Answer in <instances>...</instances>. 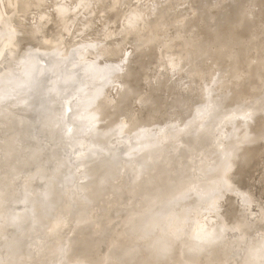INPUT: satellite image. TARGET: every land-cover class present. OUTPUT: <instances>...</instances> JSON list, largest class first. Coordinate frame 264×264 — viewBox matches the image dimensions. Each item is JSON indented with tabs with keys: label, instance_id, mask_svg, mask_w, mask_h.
<instances>
[{
	"label": "bare ground",
	"instance_id": "obj_1",
	"mask_svg": "<svg viewBox=\"0 0 264 264\" xmlns=\"http://www.w3.org/2000/svg\"><path fill=\"white\" fill-rule=\"evenodd\" d=\"M0 1H2L0 3V30L3 31V34L0 33L3 35V38L0 39V58L10 52L14 59L20 56L21 53L19 54V51L15 50V46L16 43L21 46L22 42L27 41L28 35L24 28L26 23L24 21L29 19L26 18L29 15L36 13L35 15L42 19L44 32L53 34V29L49 26L51 23H49V17H45L44 14L46 13V0ZM134 1L136 4H133ZM176 1H178L177 5H175ZM186 1L84 0L82 2L83 7L79 12L80 15L76 19L69 20L68 28L71 31L72 28H75L78 34L91 29L85 37H81V35L76 37V39L80 38V42L88 43L90 46L86 49V53L82 51L75 60L87 63L80 66L82 67L80 69L82 80L78 81L77 84L83 82L84 77L94 74L92 80L102 85L97 90V93L103 92L107 97L102 119L101 117L95 118L92 112L86 111L83 106L77 108L82 100L92 98L95 95L92 92V83L88 86L86 97L72 95L70 91H67L64 93L65 97L61 98L60 93L54 90L51 78L48 82H44L42 73H52V70L61 60H64L65 54H67L65 50L68 42L59 35H62L61 32H57L59 33L58 36L53 39L46 38L48 42H51V48L57 52L58 57L51 59L52 63L46 67L49 69L44 70L43 68L36 75L40 76V78H36V81L42 83L41 86L37 85L40 93L37 96L38 101L34 100L35 107L29 106L27 101L30 99L25 96L18 97V94L12 92L9 94L8 91H6L7 95L0 94L4 102L6 101L4 106L1 104H4L3 101L0 103V143L9 148L4 153H0V178L6 182L2 186L0 184V239L4 240L5 230L7 231L5 225H8L7 222L10 220V218L4 217L5 213L3 215L2 212L5 209L3 207L21 204L23 206L22 211L17 216H10L11 219L14 217L17 219L14 221L16 227L13 226L12 228L22 232L20 240L13 234V239L8 243L12 248V257L17 256L18 251L22 252L34 238L48 236V225L50 223L58 224L63 215L70 219L72 235L63 244L55 247L54 254L48 260V264H199L205 260L228 263L231 261L229 248L234 241L231 239L232 242L228 244L227 231H239L238 237L235 236L234 238L244 240L243 235H241L243 231L248 234L254 228V226L249 225L261 224L258 219H253L252 222L245 219L240 220L237 216L235 219V213V215L231 214L230 223L235 220L232 224L225 223L221 227L218 220L217 226L213 225L206 229L208 228L206 222H209L210 225L214 218L206 215V213H201L199 207L202 204L214 207L217 202L222 204L221 200L224 199V195L220 190L243 187L247 184V180L249 181L252 177H246L244 173L248 172L249 164L257 162L258 156L262 154L255 145L261 141L264 132V94L258 95L259 86L254 82V79L259 78L264 83V79H262L264 58H260L261 63L253 64L251 60H248L249 58L247 59L248 51L252 50L245 47L239 52L236 59L232 60L231 50L229 52L219 48L222 41L220 35L215 32L213 25L217 23L218 29H224L242 24L248 30V32L245 31L248 36L262 31L263 25L259 20L263 15L259 16L258 20H254L255 22H247L244 21L243 15L239 12L240 6L244 5V0H237L229 4L228 1L231 0H217L212 4L210 3L211 0H199L197 3L192 2L194 9H196V13L193 14L196 16L191 18L187 13ZM198 2L200 3L198 4ZM24 3L26 5L21 9ZM123 6L128 8L123 18V31L117 32L118 28L112 31L107 26L102 33L95 27L97 19L94 21V14L97 13L98 16L104 17L109 13L118 11ZM231 6L236 9L239 7L237 10L239 13L235 15L237 17L230 16L234 18L232 19V22L235 21L233 23L226 20L229 12L222 16L218 15L225 8L227 10L229 8L231 11ZM63 7L60 5V8ZM60 8L57 9L60 10ZM108 8H111L112 11L105 12ZM65 12L66 7L60 10L62 15ZM106 18L111 19L110 16ZM182 18L186 19L184 23H182ZM10 29L17 31V33L14 31L16 36L23 35L20 39L18 38V42L12 43L9 40L10 36L14 35L9 32ZM63 31L67 32L68 30ZM191 31H194L197 40L191 39L193 35L191 37L186 35ZM163 33H169V36L161 43L160 36ZM64 35H69V33ZM120 36L121 39L112 40L113 37ZM73 37H75V32ZM11 38L14 39V37ZM87 38L90 39L87 40ZM98 40H101L103 45L104 50L102 51L96 49L95 44ZM79 41L76 42L79 43ZM124 43H127L123 47L127 58L126 64L123 63L122 65L117 60L121 57V46ZM141 44L147 52L145 55L136 53L137 49L133 50L136 45ZM213 48L215 49L213 50ZM90 49H96V51ZM7 57L11 58L10 55ZM99 58H103L101 59L102 62H99ZM28 64L26 61L23 66L27 68ZM74 64L75 62L71 61L70 65ZM8 66L10 69L11 65L9 64L0 67V81L11 78ZM149 66H154V69L152 68L153 70L150 71H153L152 76L145 79L144 75ZM25 68L24 73L26 72ZM164 68L166 69L164 70ZM177 69L183 80L187 81L179 83L182 86H187V89L174 86L164 92L158 88L162 93L160 96H155L159 92L157 89V92L142 89L143 84L141 83L145 80H148L145 82H151L152 79H157L160 74L159 70H163L167 76L172 70ZM221 70H223V76L226 74L227 79L223 76L218 77L217 74ZM202 73H206V75L202 76ZM239 73H243V76ZM230 82L233 84L228 89L225 85ZM110 83L115 84L112 85L113 87H119L116 94L111 93V96L108 93V90L113 92L108 88ZM205 83L217 95L224 90L226 92L224 97L220 96L213 102L214 108L211 114L207 112V107H205L207 100ZM254 87L256 90L249 97L252 102H249L247 97H244L250 88ZM24 89L26 91L27 88ZM13 94L18 98L16 102L19 101L21 105H24L23 101L26 99L25 103L27 102L29 109L26 105L27 112L25 110L22 112L28 113L30 110L34 117L28 120L18 118L19 116L23 117L21 115L16 117L14 114L17 112L15 109L16 102L12 101L14 98H10ZM129 96L134 97L136 104L140 100V107L135 105L138 109L135 108L134 104L129 103L127 100ZM143 96L147 97L145 100L149 105L142 102ZM226 96L227 99H225ZM117 97H121L120 101L123 100V102L119 104V99L114 100ZM70 99H74L72 101L74 104L71 103L72 106L69 110L70 105L67 102ZM7 101L12 102L8 104ZM30 101L32 102L33 98ZM123 103L126 104L125 112L121 110ZM116 106L120 109H114ZM16 107L18 106L16 105ZM135 110H139L140 113ZM170 110H173V113L169 114ZM35 111L36 113H34ZM67 111L70 113H66ZM20 112L21 109L18 110V113ZM63 112L70 120L68 122L66 119L65 122L73 123V130L71 128H68L67 132L62 130L64 124L60 118ZM141 114L147 115V117ZM22 115L24 114L22 113ZM26 115L24 116L28 117V114ZM217 121L223 122L227 126L229 136L218 138L217 134L209 132L212 126L218 123ZM175 122H178L177 127L172 126ZM149 128H153V130L146 131ZM128 131L137 132L134 137H129L127 134L122 136ZM202 133L213 134L215 139L201 138ZM109 134H121L115 138L129 137L131 142L130 144H111L110 146L108 144L110 141L106 140ZM81 139L90 141V149L88 147L77 148L78 145L75 143L80 142ZM175 139H178V143L182 145L175 149L179 158V166L175 167L176 165L170 162L163 165L160 160L153 158L156 149L163 153L166 145ZM199 139L203 142L213 141V145L205 144L204 152L210 158L211 165L202 168L205 181L197 186L191 180V167L187 162L185 146L195 143ZM215 140L225 143L226 148L218 149L214 144ZM104 143H107L109 147L108 151L102 154L98 152L97 148ZM86 148L88 150H85ZM63 152H68V158L64 160L68 161L69 159L68 162L74 168L77 167L80 172L81 168L79 167L86 164L82 173L85 181L81 178V181L85 183H78L80 187L78 184L76 185L75 173L70 178L68 174V179L62 182L58 178L59 175L56 177L58 180L54 178L55 167L62 162L60 155L63 156ZM32 163H35L37 167L31 172L24 173L25 177L30 176L31 183L23 185L21 188L17 175L18 172L24 171L22 169L19 171L18 168H21L22 165L30 166ZM121 163H124L126 167L119 168L118 165L120 166ZM60 165L65 167V165ZM62 170L65 172V168ZM121 171L124 177H122ZM11 175L18 181L14 180V183H11ZM66 175L62 174L63 178ZM124 181L126 186L123 185ZM22 182L23 184L26 183L23 180ZM29 185L32 186V190ZM220 187V194L217 191V195L214 190ZM10 190L13 192L7 194ZM66 190L68 191L66 192ZM242 190L238 189L247 201L257 200L252 188ZM115 193H118L119 198L128 203L130 207L127 211L120 213V219L127 223L123 228V234L116 238L117 241H112L109 228L102 226L101 236L96 239L93 235V226L89 224L91 211L101 197ZM230 203L231 212H236L234 199H231ZM192 216L194 224L191 229H188L186 225L189 220H193ZM43 225V231L42 229L39 230ZM3 230L4 232H2ZM38 230L39 234H37ZM155 230H160L161 237L153 238ZM13 231L12 233H14ZM6 233L8 234V232ZM28 234L30 235L27 236ZM33 235L36 236L33 237ZM176 239L183 243L180 255L176 254L174 247V240ZM190 240L195 242L194 246L188 243ZM135 241L144 242L143 247L134 245ZM244 242L248 246L253 245L255 243L254 236L248 237V240ZM103 244L108 245V247L104 254L100 255L98 250ZM261 246V251L264 252V241ZM48 249V247H44V253H47ZM258 257L259 254L258 256L247 254V262L258 264L260 261Z\"/></svg>",
	"mask_w": 264,
	"mask_h": 264
},
{
	"label": "rangeland",
	"instance_id": "obj_2",
	"mask_svg": "<svg viewBox=\"0 0 264 264\" xmlns=\"http://www.w3.org/2000/svg\"><path fill=\"white\" fill-rule=\"evenodd\" d=\"M47 1H49V2H47ZM83 1L84 0H46V5H45V7H46L45 12L46 13H44V14H45V17H47V16L49 17V23L51 22L49 26L53 29V34H51V32H48V33L44 32V29H42V25H43L42 19L40 17H37V15H35L36 13L26 17L29 19L28 20L26 19L24 21V22H26L24 25V28L26 29L28 38H27V41L25 40L24 42H22L24 44L21 43V46H18L19 43L17 45L16 42H18V38L20 39L23 35L16 36L17 35L16 30H13V29L9 30V32L13 33L14 35H11L9 33V36L10 35L11 36H10V39H9V37H8V39L12 43H16L15 47L17 49L15 48V50L17 52L19 51V54L20 53L21 54L19 57L15 58L16 59L15 60L14 58H12L13 56L11 55V52L9 51L10 53H7L6 55H3L2 58H0V65H1L0 67L6 66L7 64H9V65H11L10 69H12L10 72V69H9L10 66L7 67L9 69V73H11L10 74L11 78L9 80L7 79L8 80L7 85H6L7 80L0 81V83L2 84L0 86V89H1L0 94L1 95L2 94L7 95L6 91H8V92H10L9 94H12V93L18 94L17 95L18 97L22 95V96L29 98L30 100H32V98H33L32 102L30 100H28L27 102L29 103V106L35 107L34 100L36 102L38 101L37 96L40 93L38 91L37 85L39 84L41 86V83H42V82L36 81L37 77L40 78V76H36V75H38V73L41 70H43V68H44V70L49 69L46 67H49V64L52 63L51 59L58 57V55L56 54L57 52L51 48L52 47L50 45L51 42H48L46 40V38L53 39V38L58 36L57 34H59V33H57V32H61L63 36L61 34H59V35L61 37H63L65 39V41L68 42L66 44L67 49L65 50V53H67V54H65L64 60H61L58 63V65L52 70V73L51 72L49 74H48V72L42 73V75H44V82H48L51 78L52 82H53V87L55 88L54 90L58 91L60 93L59 96L61 98L65 97L64 93H66L67 91H70V94H72V95H78L80 97H86L88 86L90 83H92L93 84L92 92L95 93V95L92 98L82 100L81 103L77 105L78 106L77 108H80L81 106H83L84 108H86V111H91L92 115L95 118H98V117L100 118L103 115L104 104H106L107 97H106V94L103 92L99 91L97 93L98 87H101L102 85L99 82H94L92 80V76L94 74L87 76V77H84L85 80L83 82H81L80 84H77L78 81L80 82L82 80V73L80 70V69H82V67H80V66H83L87 63L85 61H79V60L75 61V60H76V58H78L79 54L82 51H85L84 53H86L87 52L86 49L89 48L90 46L88 43L80 42L79 41L80 38L76 39V37L80 36V35H81V37H85L86 35L89 34L91 29L87 32H85V30H84L82 33L78 34V33H76L75 28H72V31H71V29L68 28L67 25H68L69 20L76 19L77 16L80 15L79 12L81 11V9L83 7V5H82ZM194 1L197 3V1H199V0H192V1L187 0L186 1V4L188 6L187 13H188V16L191 18H194L196 16V14H193V13H196L195 12L196 9H194V7L192 5V2H194ZM214 1H217V0H211L210 3L212 4ZM235 1H237V0L228 1V4L235 2ZM1 2L2 1H0V3ZM134 2H133V4H136V1H134ZM177 2L178 1L175 2V5H177ZM199 3L200 2H198V4ZM243 3H244V5L240 6L239 12L243 15L244 21L251 22L254 20H258V17L263 15L262 17H260V20H259L263 25L262 31H258L257 34L252 33L253 35L250 34L247 36L246 33L248 32V30H246L245 29L246 27L245 26L243 27L242 24L235 26V27L229 26V27H226L224 29H218L217 23H215L213 25V27L215 29V32H217V34L220 35L219 37L222 41V42H220L219 48L223 49L224 51H229V52L231 50L230 54L232 55L231 56L232 60L236 59L237 55L239 54V52L243 48H245V47H247V49L250 48L252 51H248L247 59L249 58L248 60L249 61L251 60V62H253V64L261 63L260 58H264V51H263L264 50V40H263L264 39V0H244ZM25 5H26V3H24L21 6V9L24 8ZM60 5H61V7H63V5H64V7H66V12L63 15H62V13L60 14V10H63L64 7L60 8ZM57 8H60V10ZM197 8H198V6H197ZM235 9L236 8H234L233 6H231V8H230L231 11H229V8H228V10H227V8H225L222 10L223 12L220 11L218 15L222 16V15H225L224 13L229 12L230 14L228 13V16H226L227 17L226 20H229L230 22H232V19L237 17L235 15H238V13H239L237 11L239 9V7H238V9H236V10ZM127 10H128L127 6H125V7L123 6V7L119 8V10H118L119 12L116 10L115 12H113L111 14L109 13L107 16H104V17L98 16L97 13L94 14V16H93L94 21H96V19H97V21L95 22V27H97V29L100 30L102 33H104V30H106L107 26L109 28H111L112 31H114L116 28H118L117 32L123 31V29H122L123 18H124V15L126 14ZM109 11H112V9L108 8V10L105 12H109ZM53 15L55 16L54 18H53ZM109 16L111 19L106 18ZM230 16H234V18H232ZM102 17H103V19H101ZM181 20H182V23H184V20H186V19L182 18ZM181 20L179 21V23L181 22ZM101 21H104V22L102 23ZM100 22H101V24H98ZM114 22H116V24H114ZM233 22H235V21L233 20ZM258 24H260V23H258ZM66 26H67V28H66ZM207 29H208V27H207ZM63 30H68V31L66 32ZM94 30H95V28H94ZM14 31H16V33H14ZM245 31H247V32H245ZM74 32H75V37H73ZM193 32L194 31H191V33L186 34V35L189 37H191V35H193L191 37V39L194 41V40H197V36ZM0 33L3 34V31L1 32V30H0ZM68 33H69V35H64V34H68ZM167 36H169V33H167V34L163 33L160 36L161 37L160 40H162L161 43H163L165 41ZM11 37H14V39H12ZM2 38H3V35H0V39H2ZM89 39L90 38H87V40H89ZM115 39L116 40L121 39V36L112 38V40H115ZM73 41H74V43H73ZM76 41H79V43H77ZM125 44L127 45V43H124L121 46V49H122L121 57L118 58V60L116 59L118 62H121L122 65H123V63H125V60L127 58L126 55L124 54V50H123V47ZM95 45L97 46L96 49L101 50V51L104 50L103 45L101 44V40H98ZM127 48H129V47H127ZM143 48L144 47H142V44H141V45H136V48H133V50L137 49L136 53H138V54L142 53L143 55H145L147 52ZM96 49H90V50H94V52H95ZM214 49L215 48H213V50ZM133 50L131 48V51H133ZM249 53H250V55H249ZM9 55L11 57L10 58L11 60L9 59V57H7ZM6 57H7V60H6ZM47 59H49V61H47ZM99 59H100L99 62H102L101 59H103V58H99ZM5 61H8L9 63L5 62ZM11 61H13V62H11ZM26 61H28V63H29L27 65V68H25L23 66V64H25ZM71 61H74L75 64L70 65ZM262 63L264 64V62H262ZM72 66H74V67H72ZM142 67H143V65H142ZM150 67L151 66H149L147 71L145 72V75H144L145 79H148L152 76L151 74L153 71L152 72H150V71L154 69V66L151 67V69H150ZM24 68L26 70L25 73H24ZM165 69L166 68H164V70ZM21 71H23V72L21 73ZM141 71H143V70H141ZM159 72H160V74L158 75L157 79H155V80L152 79L151 82H145V81H148V80H145L144 82L141 83V84H143L142 85L143 90H149V92H152V91L157 92L158 88H160L161 91L164 90V92H166V91H168L169 88H172L174 86H180L183 89H187V86H182V84L179 83V82H187V81L183 80L182 76L179 75L178 69L172 70L169 75L167 74V76L163 70H159ZM262 72H263L262 73V79H264V67H263ZM222 73H223V70H221L220 73L218 72V74H217L218 77H222L223 76ZM239 74H241L243 76V73H239ZM201 75L205 76L206 73H202ZM224 75L225 76H223V78L225 77V79H227L226 74H224ZM142 76H141V78H143ZM185 77H187L186 74H185ZM18 80H20V81H18ZM163 80H165V81H163ZM28 81H29V83H28ZM204 81H202V82H204ZM18 82H20V83H18ZM254 82H256V85L259 86L258 87L259 90H257L258 95L264 94V83H262L259 78L254 79ZM120 83H123V82H120ZM234 83H236V82H234ZM110 84H111V86H110ZM110 84L108 85V88L111 89V91H113V92H110L108 90V93L110 94V96H111V93L115 95L116 92L118 91L119 87L118 86L113 87L115 84L114 85H113V83H110ZM116 84H117V82H116ZM232 84L233 83L230 82V83L226 84L225 86L229 89V87L231 88ZM205 85H206V90H207V91H205V97L207 98L205 107H207V112H209V114H211V113H213V108H214L213 102L216 101L218 97L220 98V96L224 97L226 95V92L224 90L221 94L217 95L215 93V91L212 88H210L209 85H207L206 83H205ZM256 87H254L252 89L250 88L247 95L244 97V98L247 97L249 102H252V100L249 99V97L252 95V93H254V90H256ZM24 88H27L26 89L27 92L25 91ZM112 89H114V90H112ZM26 93L28 94L27 96L25 95ZM15 94L12 95L13 97L10 95L11 96L10 98H12V99L14 98L12 100L14 102H16L18 99V98H16ZM161 94L162 93L159 91L155 96H160ZM1 95H0V98H1L0 103L2 101L4 102V99L2 98ZM118 99H119V101H118L119 104L123 102V100L120 101L121 97H117L114 100H118ZM145 99H147V97L143 96L142 102L149 105L148 102H146L147 100H145ZM225 99H227V96ZM73 100L74 99H70L69 102H67L70 105L69 110H70V107L72 106L71 103ZM127 100L129 101V103L131 105H133V104H134V106L138 105L137 107H140V105H141L140 100H138L137 104H136L135 99L132 96L127 97ZM25 101H26V99H24V101H23L24 105H21L19 103V101L16 102V105L18 107H16V105H15V109L17 110V112L14 111V108L12 110H13V113L15 112L14 114L16 115V117H17V115H21L23 117L19 116L18 118L28 120L34 116L30 112V110H28L29 112L26 113L27 112L26 109L27 108L29 109V107H28L27 102L25 103ZM5 102H4V104L3 103H1V104L4 106ZM7 102H9V101H7ZM11 102H9L8 104H11ZM194 102H198V101H194ZM246 102H248V101L246 100ZM18 104H20L23 108ZM72 104H74V103H72ZM26 105H27V108H26ZM24 106H25V109H24ZM136 106H135V108H137ZM125 107H126L125 103L121 104V110L124 112L126 109ZM135 108H133V109H135ZM19 109H21L20 113H18ZM114 109H120V108H118V106H116ZM22 110H25L26 112L25 111L22 112ZM139 110H140V108H139ZM139 110H137V111L135 110V111L140 113ZM16 113H18V114H16ZM22 113L25 116H27L26 114H28V117L29 116H31V117L30 118L25 117L24 115H22ZM34 113H36V111ZM66 113H70V111H67ZM66 113H64V112L61 113L62 117L60 118V120L64 124V125H62V130L67 132L68 128H71L73 130V125H72L73 123L70 122L71 124L70 123H69L70 125L68 124V122L70 120L68 119V116L65 115ZM170 113H173V110L172 111L170 110L169 114ZM133 114L137 115L136 113H133ZM141 115L144 117H147V115H144V114H141ZM212 116H213V114H212ZM66 119L68 120V122H65ZM101 119H102V117H101ZM210 121H211V119L209 120V122ZM150 126L152 127L153 125H150ZM172 126L177 127L178 122H175ZM147 130H153V128L146 129V131ZM136 132L137 131H128L127 133H123L122 136L127 134V135H129V137H134L136 135ZM209 132H214L215 134H217L218 138L219 137L223 138L224 136L225 137L229 136L228 135V133H229L228 128H227V126H225V124L223 122L216 123L214 126H212V128L209 130ZM202 134L203 135H201V138L208 139V140H214L215 139L214 138L215 136L213 134H210V135H207L205 133H202ZM119 135H121V134H117V135L109 134L107 136V139H106L107 141L108 140L110 141V143H108V144H110V146H111V144H117V143L130 144L131 138H129V137L115 138V136H119ZM261 137H262L261 141L257 145H255V147L258 150H261L262 154H260L258 156L257 162H251L249 164L248 172L244 173L246 175V177L247 176H249L250 178L252 177L251 179L248 178L249 181L247 180V182H246L247 184H245L243 187L242 186L241 187H231L229 189L223 188L222 190H220L221 187L216 188V190H214L216 192V194L218 192H219L218 194H220V191H221V193H223V195H224V199L223 200L220 199L222 204H219V202H217L214 205V207H211L207 204H202L199 207V211L201 213H206V215L213 216V218H214V220L210 223V225H209V222H206L208 225V228H206V229H209V228H211V226L216 225L218 220L220 221L219 225L221 227L224 226L225 223H230L232 220L231 214L235 215V213H236V215L234 217L235 219H236V216L240 220L245 219V220H250L251 222L253 219H258V221L259 220L261 221V224L256 223L253 225H249L251 227L254 226V228L251 229L248 234L245 231H243V233L241 235H243L244 240H241L240 238H236V239L234 238L235 236L238 237V234L240 233L239 231H237V230L227 231L226 238L229 239L228 244H230L232 242L231 239H233V241L235 242V243L233 242V245L230 246V248H229L230 249L229 250V257L231 258V261H229L228 263H223V262L221 263V262H217V261L205 260L203 262H200L199 264H249L247 262V254H256L257 256L259 254L258 258H260V261L258 264H264V252L261 251V247H262L261 244H263V241H264V230H263L264 229V227H263L264 226V132H263ZM84 140H86V139H84ZM84 140L81 139L80 142H83ZM86 141H84L81 144H80V142H76L77 144L75 143V145H78L77 148L78 147L79 148L80 147L81 148L88 147L90 149V147H91L90 141L89 140H86ZM178 141H179L178 139L171 140V142L166 145L163 153L158 152L156 149V154L153 156V158L160 160V162L163 165H167L170 162V163H174L176 165L175 167L179 166L180 165L179 158L177 156V151L175 149L177 147H181L182 145L180 143H178ZM212 142L213 141L203 142L201 139H199L195 143L187 144L185 146L186 155L188 157L187 162L191 167V176H192L191 180H192L194 185L198 186L199 184H201L205 181V174L203 173L202 168L206 167V166L209 167L211 165V162H210V158H208L206 153L204 152L205 151L204 148H205V144L213 145ZM27 143L30 144V142H28V141H27ZM108 144L104 143V144H101V146H98V148H97L98 152H101L102 154H104L106 151H108V147H109ZM214 144H216V146L220 150H223L226 148L225 143H222L220 141L217 142V140H215ZM0 145H2V144L0 143ZM6 147L7 146L2 145L0 147V153H4L6 151V149H9L8 147L7 148ZM88 148H86L85 150H88ZM67 153L63 152L62 153L63 156L60 155L62 162L63 161L65 162V163L61 162L60 164L65 165V167H62L60 164L58 166H56L55 167L56 168L55 173L53 172L54 178L57 179L56 178L57 175L60 176V174H61V176L60 177L58 176V178L62 182V181H66L68 179V177L70 178L72 175L74 176L76 174L77 177H76V175L74 176V178L77 180L76 185L78 183H80V184L85 183V182L81 181V178H83V181H85L84 180L85 178H84V176H82L83 175L82 173L84 172L86 164H83V165L81 164L82 165L81 167H79L80 165L78 166L79 168H81V172H80L79 169L77 170V167L74 168L68 162L69 159H68V161L64 160L65 158H68ZM65 154H67V155H65ZM132 163H135V161H132ZM31 165H30L31 167L30 166L26 167V165H22L21 168H18L19 171H21V169L24 171L22 173L18 172V175H17L18 176L17 179L20 180L19 182H20L21 188L23 187V185L31 183L30 176H28V177L24 176L25 172L26 173L31 172V170H34L37 167L35 163H32ZM82 167H84V168H82ZM118 167L119 168H125L126 165L124 163H121L120 166L118 165ZM64 168H65V172L62 170ZM64 173H66L67 175ZM73 173H75V174H73ZM62 174L66 175V177L63 178ZM68 174H69V176H68ZM121 174H122V177H124L122 171H121ZM61 178H63V179H61ZM244 178H245V176L243 177V179ZM17 179H14L12 176L10 178L11 183H14V180L18 181ZM144 179H146V178H144ZM22 180L26 183L23 184ZM79 180H80V182H78ZM0 184H1V186L5 185L6 184L5 180L0 178ZM80 184H78V187H80ZM124 184H125V181H124L123 185ZM126 185H124V186H126ZM29 187H30V185H29ZM30 188H31V190L33 189L32 186ZM241 188L246 189V190H249L250 188H252L253 194L256 196L257 200L252 201V202L247 201L245 199V196L241 195V193H239V191H238V189L243 191ZM67 191L68 190H66V192ZM12 192L10 190L7 194L12 193ZM117 194L115 193V194H110V195H104L103 197H101L100 200L97 201V204L93 207V209L91 211V214L89 216V222H90L89 224H91L93 226V235L95 236L96 239H98L101 236L102 226H107L109 228V230L111 232V236H112V241H115L116 238L120 234H123V228H124V226H126L125 224H127V223L125 221L123 222L120 219V213L125 211V210L127 211L130 207H129L128 203L122 201L119 198V194L118 195ZM235 197H237V198H235ZM231 199H234L235 205H236V207H235L236 212H234V213L231 212L230 206H229L231 204L230 203ZM225 200H228V201H225ZM7 206L8 207L5 206L6 208L3 207V209H5V211L3 210L4 212H2V213H3V215L5 213L4 217L10 218V220H8V222H7L8 225H5L7 228L4 227L5 229H7V231L5 230V235L3 234L5 236V238L3 237L4 240L0 239V245H1L0 246L1 247L0 248V251H1V253H0V264H48V260L54 254L55 247L60 245V244H63L72 235L70 219L68 218V216L63 215L60 219V222H58V224H51L50 223L48 225V227H47V230L49 232L48 236L34 238L22 252L18 251L17 256L12 257V253H11L12 248L8 243L11 241V239H13V234H14V236L18 237L20 240L22 232L21 231L19 232L18 230L15 231V228H12L13 226L16 227V224L14 221H16L17 219L15 217L11 219L10 216L11 215L17 216L22 211L23 206H22V204L19 206H12V205H10L11 207H9V205H7ZM10 209H12V210L10 211ZM213 210H215L214 213H212ZM210 218H212V217H210ZM192 219H193V216H192ZM232 223H230V224H232ZM193 224H194V219L189 220L186 227L188 229H191L193 227ZM42 228H44V225L39 230H41ZM225 228H226V226H225ZM12 230H14L13 231L14 233H12ZM39 230L37 231V234H39ZM42 231H43V229H42ZM2 232H4V230ZM6 232H8V234ZM244 232H245V236H244ZM29 235L30 234H28L27 236H29ZM161 235L162 234L160 233V230H155V232L153 233V238H159V236L161 237ZM34 236H36V235H33V237ZM251 236H254L255 243L251 246H248L245 244L244 241L245 240L247 241L248 237H251ZM188 243L192 246L195 245V242L192 240L188 241ZM143 244H144V242H142V241H135L134 242V245H136L140 248L143 247ZM182 246H183L182 241L177 240V239L174 240V247L176 250V254L180 255V251L182 250ZM4 247L6 248V250H4L5 249ZM44 247L49 248L47 253H44ZM107 247H108V245L103 244L98 250L99 254L103 255L104 252L106 251ZM202 259H204V257H202Z\"/></svg>",
	"mask_w": 264,
	"mask_h": 264
}]
</instances>
